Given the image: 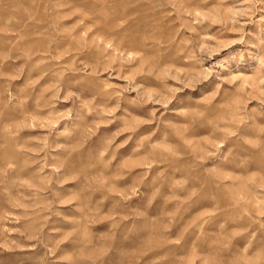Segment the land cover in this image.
<instances>
[{
  "label": "rangeland",
  "instance_id": "rangeland-1",
  "mask_svg": "<svg viewBox=\"0 0 264 264\" xmlns=\"http://www.w3.org/2000/svg\"><path fill=\"white\" fill-rule=\"evenodd\" d=\"M0 264H264V0H0Z\"/></svg>",
  "mask_w": 264,
  "mask_h": 264
}]
</instances>
